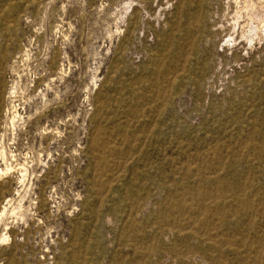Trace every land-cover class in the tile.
I'll list each match as a JSON object with an SVG mask.
<instances>
[{"label": "rangeland", "instance_id": "rangeland-1", "mask_svg": "<svg viewBox=\"0 0 264 264\" xmlns=\"http://www.w3.org/2000/svg\"><path fill=\"white\" fill-rule=\"evenodd\" d=\"M0 264H264V0H0Z\"/></svg>", "mask_w": 264, "mask_h": 264}]
</instances>
